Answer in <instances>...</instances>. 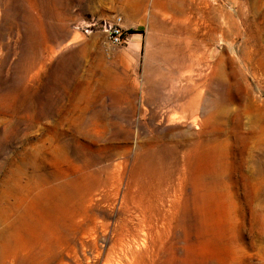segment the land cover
<instances>
[{"label": "rangeland", "instance_id": "obj_1", "mask_svg": "<svg viewBox=\"0 0 264 264\" xmlns=\"http://www.w3.org/2000/svg\"><path fill=\"white\" fill-rule=\"evenodd\" d=\"M0 264H264V0H0Z\"/></svg>", "mask_w": 264, "mask_h": 264}, {"label": "built area", "instance_id": "obj_2", "mask_svg": "<svg viewBox=\"0 0 264 264\" xmlns=\"http://www.w3.org/2000/svg\"><path fill=\"white\" fill-rule=\"evenodd\" d=\"M122 19H117L113 24L112 23H105L104 30L106 33L110 34L112 43L114 45H122L125 42L124 39V32L121 28ZM97 23L93 22L91 24L82 23L77 27V30H82L85 33H89V31L93 27H97Z\"/></svg>", "mask_w": 264, "mask_h": 264}, {"label": "bare ground", "instance_id": "obj_3", "mask_svg": "<svg viewBox=\"0 0 264 264\" xmlns=\"http://www.w3.org/2000/svg\"><path fill=\"white\" fill-rule=\"evenodd\" d=\"M206 122V121H205ZM42 198H43V196L42 195H37V196H35V200L37 201V202H40L41 200H42Z\"/></svg>", "mask_w": 264, "mask_h": 264}]
</instances>
